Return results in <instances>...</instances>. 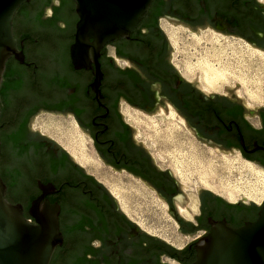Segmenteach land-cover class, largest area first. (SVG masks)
Here are the masks:
<instances>
[{
    "label": "flooded vegetation",
    "instance_id": "obj_1",
    "mask_svg": "<svg viewBox=\"0 0 264 264\" xmlns=\"http://www.w3.org/2000/svg\"><path fill=\"white\" fill-rule=\"evenodd\" d=\"M71 2L75 14L68 8L58 11L65 21L53 23L54 8ZM78 21L72 0H53L39 24L14 17L13 32L24 61L15 56L7 61L0 88V176L6 198L21 205L24 216L35 224L29 211L43 194L40 183L56 187L57 192L44 200L61 207L64 241L50 264H192L195 245L211 232V221L239 228L256 221L262 204L231 202L229 196L230 201L204 189L190 205L183 182L173 170L157 164L123 111L146 116L169 105L200 141L236 152L263 171L264 107L255 109L227 94L207 93L189 80L174 63L163 24L195 32L211 28L264 51V0H155L130 39L101 49L98 67L94 62L80 68L74 64ZM24 34L32 37L23 38ZM48 117L73 123L99 168L153 191L175 219L179 235L191 241L179 246L140 230L116 201L73 195L64 202L78 207V215L69 218L54 199L82 186L77 166L84 168L42 130ZM70 174L75 181L67 178ZM77 224L80 230L72 232Z\"/></svg>",
    "mask_w": 264,
    "mask_h": 264
},
{
    "label": "water",
    "instance_id": "obj_2",
    "mask_svg": "<svg viewBox=\"0 0 264 264\" xmlns=\"http://www.w3.org/2000/svg\"><path fill=\"white\" fill-rule=\"evenodd\" d=\"M31 1L0 0V88L7 61L12 56L20 62L24 61L23 52L19 50L13 32V20L18 10ZM72 1L76 4L79 17L72 58L76 67L80 68L91 62L98 67L97 58L105 45L130 39L148 15L155 0ZM49 15L50 11L47 10L46 17ZM197 33L199 34V31ZM171 52L174 50L171 49ZM198 76L197 73L193 82L201 86ZM224 92L246 104L245 99L241 97L239 84L235 83V88L225 86ZM163 110L168 115L167 106ZM156 111H160V107L153 113ZM176 117L178 119L181 116L178 114ZM187 127L195 135L188 124ZM40 187L43 194L33 201L29 211L35 220L33 224L24 216L21 205H14L7 200V187L0 176V264H50L57 247L63 244L64 237L59 223L61 207L57 203L52 204L49 200H44L47 195L57 192L56 187L53 184L42 186L41 183ZM203 190L198 188V192ZM241 200L246 198L242 196ZM185 201L188 202L187 197ZM211 223V232L195 245L196 259L192 264H264V201L256 221L248 222L242 227L234 228L226 221Z\"/></svg>",
    "mask_w": 264,
    "mask_h": 264
},
{
    "label": "rangeland",
    "instance_id": "obj_3",
    "mask_svg": "<svg viewBox=\"0 0 264 264\" xmlns=\"http://www.w3.org/2000/svg\"><path fill=\"white\" fill-rule=\"evenodd\" d=\"M55 4H58V2L56 1ZM172 27L182 28L192 32L181 26L172 25ZM201 33H204L203 35L206 33L205 36L208 37V40H212V43L214 42L211 45H207V47H213L218 53L225 54H223L224 56L221 60L222 64L219 63V65L221 64L227 68L229 67V71L232 74L234 73L236 78H242L244 80V84L241 81H234L227 87L235 88V83L239 84L241 97L245 99L247 105L251 104V107H264V57L255 54L251 58L253 62L248 59V54L252 53L250 50L255 51L258 49L247 44L250 47V49H248L246 44H242L243 42L240 40L217 32L211 28L202 29L199 31V35ZM173 48L174 52H172V58L174 62L184 64L187 61L184 45H180L179 49ZM261 52V54L264 55V51ZM242 55L245 56V59L241 58ZM196 78L197 74L193 79L189 80L193 81ZM224 89L225 87L217 93L225 94ZM167 108L169 110L168 115H166L161 107L160 111H156V113L151 115L148 114L145 116L136 113L138 116L141 115L140 118H143L145 121H143L141 125L139 124V127L137 126V134L140 136L139 139L147 146L148 151L157 164L163 168L173 170L176 174V171L179 170L183 177L185 176L187 184L181 183L183 186L188 187L185 189H187V194H189L191 199L190 205L193 206L195 202L194 195L198 192V188L210 190V192L218 194L226 199L229 194L234 193L236 199L231 202H239L242 196L246 198L244 201H251V199H248L242 193H253L254 191L264 196L262 177L257 174L259 169L255 168L236 152H228L226 154L200 142L199 139L190 132L185 120L182 117L177 119L176 116L178 113L171 106L168 105ZM172 111L175 112L174 116ZM61 120L63 119L48 117L43 119L41 124L43 126L41 128L47 135L55 138L58 131H56V126L52 124V122ZM84 170L98 182H101L110 194H112V190H109L100 178L88 172L85 168ZM205 171L206 173L212 172V174L210 173V175L207 174L205 176H209L207 179L211 182L213 189H206L200 185V178L204 176L203 174ZM110 174L112 175L111 171ZM132 183L139 184V186L134 189H120V192L123 194L127 191L124 195L119 193L120 196H122L120 197L121 200L123 198L126 200L123 199L124 201H119L112 194L120 210L141 230L153 236H157L168 242H173L179 246H184L190 242L191 238H184L179 235L175 219L168 212L167 206L159 200L154 192L134 180H132ZM263 201L264 197L263 200L259 203L257 202V204H262Z\"/></svg>",
    "mask_w": 264,
    "mask_h": 264
},
{
    "label": "bare ground",
    "instance_id": "obj_4",
    "mask_svg": "<svg viewBox=\"0 0 264 264\" xmlns=\"http://www.w3.org/2000/svg\"><path fill=\"white\" fill-rule=\"evenodd\" d=\"M163 29L168 35L173 47L175 49H179L180 45H184L185 55L187 61L184 64L174 62L177 67L182 71V73L188 78L193 79L194 76L198 73L200 85L207 92H220L223 87L231 85L234 81H241L244 84V80L242 78H236L235 74L229 71V67L221 65L222 57L225 55L218 53L215 48H209L207 45H211L212 40L209 41L208 37L201 33L200 35L197 33H192L182 28H174L170 25L163 24ZM189 30V29H188ZM241 41V40H240ZM242 42V41H241ZM242 44H246L243 42ZM248 49L250 47L246 44ZM240 47V46H239ZM242 49V48H241ZM244 50V49H243ZM252 53L248 54L249 61H252V57L255 54L258 56L264 57L261 51L255 50ZM238 52V51H237ZM260 52V53H258ZM243 54V53H242ZM245 56L242 55L241 58ZM245 59V58H244ZM224 60V59H223ZM242 60V59H241ZM244 61V60H243ZM217 62V63H216ZM240 62V61H239ZM219 63H221L219 65ZM238 63V62H237ZM237 65V64H236ZM251 65V64H250ZM238 79V80H237ZM247 82V81H246ZM125 118L128 122L134 123L136 126L143 123V118L140 116H133L127 110L123 111ZM174 111L172 114L174 116ZM147 121V120H146ZM145 122V121H144ZM48 124V123H47ZM52 124H55L56 131L58 134L55 135V139L75 158V160L82 165L88 172L95 174L98 178H100L109 190H112V194L118 198V200L122 201L120 197V189H134L138 187V184L132 183L131 180H125L122 177L111 175L110 172L102 170L96 164L95 160L91 156L88 150L87 141L79 134L78 130L75 128V125L69 121L61 120V121H53ZM139 125V126H140ZM138 126V127H139ZM144 126V125H143ZM250 163V162H249ZM251 164V163H250ZM252 167V166H251ZM218 168V167H217ZM253 170V167L251 168ZM216 170V169H215ZM264 171V170H263ZM259 170L257 172L258 175L262 177V184L264 187V172ZM178 178L184 183H186L185 176L183 177L182 173L177 170ZM212 174V172H210ZM210 173L204 172V176L200 178V185L207 189H213L211 182L208 181ZM222 185V184H221ZM236 190V189H235ZM126 191V190H125ZM239 191V190H238ZM123 192V191H122ZM127 192V191H126ZM125 192V193H126ZM262 192V191H261ZM124 193V194H125ZM240 193V191H239ZM123 194V193H121ZM123 194V195H124ZM241 194V193H240ZM247 198L254 200L256 202H261L263 200V194L259 192L255 193H242ZM231 199L235 200V194L228 195ZM125 197V196H123ZM126 200V199H125ZM124 201V200H123ZM122 204V203H121ZM124 205V203H123ZM126 205V204H125ZM123 208V207H122ZM127 213V212H126Z\"/></svg>",
    "mask_w": 264,
    "mask_h": 264
},
{
    "label": "trees",
    "instance_id": "obj_5",
    "mask_svg": "<svg viewBox=\"0 0 264 264\" xmlns=\"http://www.w3.org/2000/svg\"><path fill=\"white\" fill-rule=\"evenodd\" d=\"M53 0H32L29 3L24 4L16 13V17L17 16H24L27 17V19L32 18V22L34 23H40L42 16H43V12L44 9L48 6H50L52 4ZM64 2V1H63ZM68 8V12L69 14L71 13L72 15L75 14V5L73 4V2H71L70 6L66 7L63 4V7H59V8H54L55 9V14L52 18V22L53 23H58L62 20L65 21V18L58 16V11H61L63 9H67ZM32 37V35L29 34H24L23 38H27V37ZM80 173L82 174L81 176V180H82V186L80 187L79 185L77 186L78 190L76 191H71V190H66L61 192V194L59 196H57L54 201L55 202H59L62 206L63 210H67L69 218H74L78 215V207H72V206H68L66 205V203L64 202L67 198L73 197V195H80V197H84V198H89V199H105L108 200L110 202H115V199L112 197V195L110 194V192L100 183H98L94 177L88 175L85 173V171L80 168L79 166H77ZM69 180H71L72 182L75 181L73 176L68 175L67 177ZM121 216L127 220L126 216L122 213ZM81 228L80 224H77L76 226L73 227L72 232H78ZM72 240H75V238H73Z\"/></svg>",
    "mask_w": 264,
    "mask_h": 264
}]
</instances>
